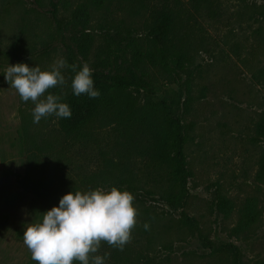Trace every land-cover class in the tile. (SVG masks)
<instances>
[{
	"label": "trees",
	"instance_id": "obj_1",
	"mask_svg": "<svg viewBox=\"0 0 264 264\" xmlns=\"http://www.w3.org/2000/svg\"><path fill=\"white\" fill-rule=\"evenodd\" d=\"M76 1L47 0L52 9L45 12L44 0L34 3L54 21L48 39L64 43L63 38L69 37L80 61L67 62L93 66L92 79L100 95H72L73 73L63 69L65 84L48 91L60 95L72 115H50L38 123H33L32 102L21 101L18 95L19 152L26 161L24 174L17 176L18 184L44 211L72 190L115 186L129 191L132 203L139 201L141 193L151 202L179 210L182 226L197 233L211 253L229 257L231 264H243L237 247L215 246L198 220L184 209L191 172L183 114L195 101L189 67L200 41L194 33L195 28L201 30L205 15L213 12L210 0H84L73 7ZM111 12H122L129 20L124 36L118 42L104 37V44L95 48L96 39L87 32L89 23L93 16ZM21 34L12 35L9 48L2 53L10 64L30 65L45 57V49L36 51ZM67 49L72 57L69 46ZM93 50L97 53L90 62ZM119 60H123L121 69L117 67L120 71L112 73L110 69ZM258 75L264 77V70ZM52 120L53 128L49 125ZM256 140L264 142V118L256 125ZM259 162L257 179L264 182V152ZM217 207L224 213L231 209L223 198ZM257 219L254 204L247 202L239 211L238 229L251 227ZM149 246L154 252V243ZM103 248L112 260H119L117 248L101 241L98 252Z\"/></svg>",
	"mask_w": 264,
	"mask_h": 264
},
{
	"label": "rangeland",
	"instance_id": "obj_2",
	"mask_svg": "<svg viewBox=\"0 0 264 264\" xmlns=\"http://www.w3.org/2000/svg\"><path fill=\"white\" fill-rule=\"evenodd\" d=\"M79 1L84 0L72 6ZM210 3L213 12L205 15L200 31L195 28L200 46L189 67L195 101L183 114L188 138L185 154L191 172L184 209L198 220L215 246L233 244L243 264H264V182L257 179L264 142L256 140V125L264 118V77L258 75L264 70V0ZM44 4V12L52 9L47 0ZM44 12L34 0H0V264H35L23 243V227L44 212L18 184L17 176L26 168L25 157L19 152V98L4 79L11 64L2 53L9 48L10 37L25 30L21 35L29 46L47 51L29 66L37 64L45 70L59 57L80 61L69 37L63 38L64 43L47 38L55 24L51 14ZM128 24L122 12H111L93 16L87 32L95 37L97 48L104 44V37L121 40ZM95 53L93 50L90 62ZM122 63L119 60L110 71L121 69ZM49 125L53 128L55 121ZM138 198L133 203L136 223L128 247L117 250L119 260L107 256L105 264H231L229 257L211 253L197 233L182 226L179 210L151 202L141 193ZM220 198L230 204L228 213L218 209ZM247 202L254 204L258 219L251 227L238 229L239 211ZM162 213L164 217H160ZM150 243L155 245L154 252ZM105 253L104 248L97 252Z\"/></svg>",
	"mask_w": 264,
	"mask_h": 264
},
{
	"label": "clouds",
	"instance_id": "obj_3",
	"mask_svg": "<svg viewBox=\"0 0 264 264\" xmlns=\"http://www.w3.org/2000/svg\"><path fill=\"white\" fill-rule=\"evenodd\" d=\"M71 69L72 95H100L94 87L93 69L84 62L69 64L59 57L47 70L19 62L7 66L3 76L21 101H31L33 123L54 116L70 118L71 108L60 95L48 90L65 84L63 69ZM133 195L113 186L75 190L63 194L57 205L23 227V243L37 264H105L108 254H96L101 241L123 250L136 223ZM148 228V224H144Z\"/></svg>",
	"mask_w": 264,
	"mask_h": 264
}]
</instances>
